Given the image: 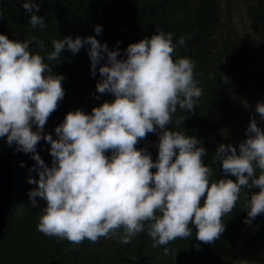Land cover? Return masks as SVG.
Returning <instances> with one entry per match:
<instances>
[{
	"label": "clouds",
	"instance_id": "clouds-1",
	"mask_svg": "<svg viewBox=\"0 0 264 264\" xmlns=\"http://www.w3.org/2000/svg\"><path fill=\"white\" fill-rule=\"evenodd\" d=\"M22 7L33 13L28 21L32 29L48 26L34 14L39 3L24 0ZM94 31L99 35L102 29ZM189 39L181 36L179 46ZM33 44L44 48L37 36L14 41L0 34V138L16 146L0 147V154L11 162V204L13 187L28 185L25 199L38 208L39 235L66 240L74 251L85 240L114 238L129 244L144 239L167 256L175 240L188 239L198 250L220 240L243 189L259 192L241 204L248 212L238 219L250 224L264 213V65L258 51L259 60L249 55L246 61L260 72L239 76L231 90L239 103L238 148L219 144L213 159L220 170L213 173L202 160L206 150L201 141L168 127L177 108L191 114L203 94L194 79V62L173 59V33L157 28L150 38L129 44L123 60L119 50L109 51L92 36L53 39L47 61H57L65 48L75 55L85 45H90L92 75L106 60L95 87L113 97L90 115L79 109L68 112L54 129L55 139L44 133V126L64 100V77L53 74L45 57L31 50ZM222 79L228 82L226 76ZM149 133L159 139L155 162L146 149L136 148ZM41 140L50 145L51 166L36 153ZM226 264L264 261L237 257Z\"/></svg>",
	"mask_w": 264,
	"mask_h": 264
},
{
	"label": "trees",
	"instance_id": "trees-1",
	"mask_svg": "<svg viewBox=\"0 0 264 264\" xmlns=\"http://www.w3.org/2000/svg\"><path fill=\"white\" fill-rule=\"evenodd\" d=\"M40 9L34 14L43 17L48 25L45 29H32L28 23L33 13L25 12L24 0H0V34L10 40L24 41L37 36L44 42V48L31 45L34 53L45 57L55 75L63 76L62 87L65 95L56 111L48 118L44 133L56 138L54 129L63 122L66 114L77 109L91 114L94 107L111 102V94L96 92V84L101 79L97 65L96 75H92L91 64L85 45L77 54L67 48L62 50L57 61H47L53 51L51 41L65 37H94L106 43L109 51L119 50L118 59H126V49L131 43H138L157 33V28L165 33H173L176 50L173 59L189 58L195 64L194 79L203 90L192 113L181 111L173 114L170 130L184 132L201 141L206 150L202 157L205 166L213 173L220 170L219 162L213 157L219 144H232L238 148L236 138L241 124L237 121L238 97L231 92L238 77L249 71L246 59L248 49L238 38L237 28L232 24V10L236 3L243 5L246 22L256 33L255 47L264 65V0H34ZM102 31L97 35L95 27ZM181 36H191L181 47ZM222 76L228 78L223 83ZM97 97H99L97 99ZM181 116L187 117L177 124ZM35 131V126H33ZM159 143L156 133H149L136 148L146 149L155 162ZM0 147L12 150L6 137L0 138ZM50 145L41 140L36 146L38 153L51 166ZM111 155V153H106ZM151 171L155 172V169ZM19 172V170H18ZM224 174V173H223ZM259 175V170H257ZM225 176V175H224ZM235 181V177L225 176ZM27 183L13 187L11 210L3 237L0 239V264H226L237 257L264 261V213L252 223L245 224L238 215H247L245 200L258 190L243 189L240 199L232 210L228 227L220 240L212 245L199 246L190 240H175L167 256L153 248L144 239L133 240L129 244L100 238L91 243L85 240L73 250L66 240L43 237L36 232L37 207H32L26 199ZM175 255L172 256V251Z\"/></svg>",
	"mask_w": 264,
	"mask_h": 264
},
{
	"label": "water",
	"instance_id": "water-1",
	"mask_svg": "<svg viewBox=\"0 0 264 264\" xmlns=\"http://www.w3.org/2000/svg\"><path fill=\"white\" fill-rule=\"evenodd\" d=\"M11 179L10 158L7 155L0 154V238L4 233L11 206Z\"/></svg>",
	"mask_w": 264,
	"mask_h": 264
},
{
	"label": "rangeland",
	"instance_id": "rangeland-1",
	"mask_svg": "<svg viewBox=\"0 0 264 264\" xmlns=\"http://www.w3.org/2000/svg\"><path fill=\"white\" fill-rule=\"evenodd\" d=\"M243 5L236 3L233 6L232 24L238 30V38L241 39L242 44L248 49L249 54L253 57V60H259L257 50L255 49L256 34L253 29L247 24L245 16L243 15Z\"/></svg>",
	"mask_w": 264,
	"mask_h": 264
}]
</instances>
